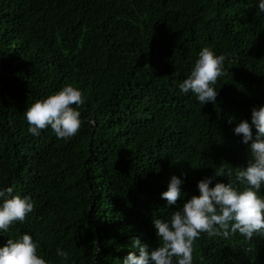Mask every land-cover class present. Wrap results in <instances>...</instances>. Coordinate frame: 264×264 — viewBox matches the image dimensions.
<instances>
[{
	"label": "trees",
	"instance_id": "1",
	"mask_svg": "<svg viewBox=\"0 0 264 264\" xmlns=\"http://www.w3.org/2000/svg\"><path fill=\"white\" fill-rule=\"evenodd\" d=\"M263 133L264 0H0L18 264H264Z\"/></svg>",
	"mask_w": 264,
	"mask_h": 264
},
{
	"label": "clouds",
	"instance_id": "2",
	"mask_svg": "<svg viewBox=\"0 0 264 264\" xmlns=\"http://www.w3.org/2000/svg\"><path fill=\"white\" fill-rule=\"evenodd\" d=\"M200 63L197 65L196 68L199 67ZM191 71L192 70L190 67L188 72ZM252 157L258 160L259 162H261V165L264 167V133L255 139L252 145ZM5 184L7 186L16 185L13 182H7ZM0 204L6 210H13L19 214H21V212H24L23 213L24 215L29 213L26 208L21 207L17 203L11 202L1 191H0ZM151 223L162 234V232L159 229V225L157 224L154 218H151ZM160 237L161 236L154 237L155 240H150L147 239L145 235H142L140 232H137L135 235H132L128 239V244L125 246L124 249L125 253L123 256L124 259L127 260V258L130 255L135 254L139 256L138 264H151L153 258L157 256L155 252V247L158 244V242L161 240L156 238H160ZM0 258H6L11 260L13 264H18L24 260L29 259V256L22 253L20 249L14 248V246L10 245L8 242L0 241ZM125 264H129V263L126 262Z\"/></svg>",
	"mask_w": 264,
	"mask_h": 264
}]
</instances>
